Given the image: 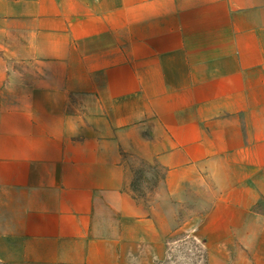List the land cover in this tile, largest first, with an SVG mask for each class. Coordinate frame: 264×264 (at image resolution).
<instances>
[{"label":"crops","instance_id":"1","mask_svg":"<svg viewBox=\"0 0 264 264\" xmlns=\"http://www.w3.org/2000/svg\"><path fill=\"white\" fill-rule=\"evenodd\" d=\"M181 217L264 264V0H0V264H153Z\"/></svg>","mask_w":264,"mask_h":264},{"label":"rangeland","instance_id":"2","mask_svg":"<svg viewBox=\"0 0 264 264\" xmlns=\"http://www.w3.org/2000/svg\"><path fill=\"white\" fill-rule=\"evenodd\" d=\"M153 180L136 175L127 183V190L137 198H145L146 190L152 189ZM187 217L179 219V228L169 237L165 251L153 264H223L215 251L207 250L204 243L195 236Z\"/></svg>","mask_w":264,"mask_h":264}]
</instances>
